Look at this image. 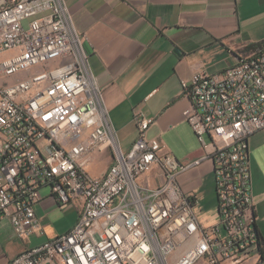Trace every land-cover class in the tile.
Instances as JSON below:
<instances>
[{
    "label": "built area",
    "instance_id": "1",
    "mask_svg": "<svg viewBox=\"0 0 264 264\" xmlns=\"http://www.w3.org/2000/svg\"><path fill=\"white\" fill-rule=\"evenodd\" d=\"M83 38L65 0H0V218L28 238L42 233L43 193L78 211L70 229L8 264H264L248 148L264 128V46L181 81L191 101L184 117L204 154L180 163L149 135L154 118L140 109L135 141L120 148ZM103 151L110 164L92 175ZM202 161L216 197L210 224L176 181Z\"/></svg>",
    "mask_w": 264,
    "mask_h": 264
},
{
    "label": "crops",
    "instance_id": "2",
    "mask_svg": "<svg viewBox=\"0 0 264 264\" xmlns=\"http://www.w3.org/2000/svg\"><path fill=\"white\" fill-rule=\"evenodd\" d=\"M65 2L76 31L84 36L90 70L103 91L120 148L127 151L135 141L133 112L140 109L154 118L148 133L157 137L166 152L180 163L201 158L204 150L184 117L191 101L183 95L181 81L198 72L218 74L240 55L264 46V0ZM248 148L256 227L264 256V128L248 137ZM106 168L91 174L101 176ZM152 178V173L140 177L155 185ZM176 181L184 193L197 195L198 216L210 213L204 223H213L216 206L201 213L209 205L208 193L214 194L216 203L210 163L193 165ZM43 194L35 205L40 235L20 237L7 219L0 218V264H8L27 247L67 231L76 222L77 209H60L53 198Z\"/></svg>",
    "mask_w": 264,
    "mask_h": 264
},
{
    "label": "rangeland",
    "instance_id": "3",
    "mask_svg": "<svg viewBox=\"0 0 264 264\" xmlns=\"http://www.w3.org/2000/svg\"><path fill=\"white\" fill-rule=\"evenodd\" d=\"M206 140H208L207 137H205ZM108 152H101L99 154H96L91 163H90V167H89V171L90 173H93L95 171H98L100 169H105L109 164H110V157H108ZM214 188V187H213ZM207 200H208V203L209 205L207 207H203L202 212H206L207 209H210V208H213L216 206V203H215V198H214V194H212L211 192L208 193V196H207ZM209 215L210 213H207V216L205 217H202V216H198L200 222H204V220L208 219L209 218Z\"/></svg>",
    "mask_w": 264,
    "mask_h": 264
}]
</instances>
